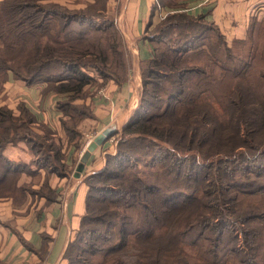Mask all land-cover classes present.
Here are the masks:
<instances>
[{"label":"trees","instance_id":"obj_1","mask_svg":"<svg viewBox=\"0 0 264 264\" xmlns=\"http://www.w3.org/2000/svg\"><path fill=\"white\" fill-rule=\"evenodd\" d=\"M41 1L0 0V95L9 74L45 84L43 94L60 97V127L79 151L90 89L127 79L123 39L104 7L98 22L101 12L61 14ZM161 4L144 30L152 54L139 62L137 106L101 168L82 172L84 213L62 260L264 263V48L249 38L228 45L212 22L179 10L154 25ZM54 136L23 103H0V198L31 192L17 186L26 166L3 155L7 146L23 143L37 166L66 175Z\"/></svg>","mask_w":264,"mask_h":264},{"label":"crops","instance_id":"obj_2","mask_svg":"<svg viewBox=\"0 0 264 264\" xmlns=\"http://www.w3.org/2000/svg\"><path fill=\"white\" fill-rule=\"evenodd\" d=\"M161 2V7L152 17L153 24L160 21L159 14L167 15L195 6L197 8L188 13L212 22L227 41L243 39L253 13L264 9V0ZM198 2L204 3L198 7ZM154 3L156 0H107L106 13L126 41L132 66L121 85L109 81L90 89L86 103L92 117L83 118L76 127L82 141L79 151L68 143V137L60 127L62 113L56 106L60 97L51 92L43 94L45 84L26 86L21 81L8 78L4 90L10 100L14 99L8 104L2 103L13 110L16 104L23 103L34 115L36 123L53 131L60 140L61 163L66 175L60 177L37 166L32 161L34 155L31 150L23 143L5 148L3 155L7 159L26 166L19 175L17 186H26L31 192L16 199L0 198V264H65L62 255L84 213L86 186L83 184V171L80 176H74L80 152L86 136L93 138L108 127L121 132L137 106L141 86L139 62L149 59L152 54L151 45L143 35ZM100 91H104L103 96ZM110 139L91 154L84 165L86 173L101 168L104 153L113 151L114 136ZM44 183L46 187L42 189Z\"/></svg>","mask_w":264,"mask_h":264},{"label":"rangeland","instance_id":"obj_3","mask_svg":"<svg viewBox=\"0 0 264 264\" xmlns=\"http://www.w3.org/2000/svg\"><path fill=\"white\" fill-rule=\"evenodd\" d=\"M40 3L46 9L53 8L52 11H57L61 14L63 13V14H68V15H70L72 12H79V11H81L83 13L84 12L86 13L89 11L91 13H97V12H101L103 7L105 8V12H108L107 5H106L107 0H44V1H41ZM101 14H102V12H101ZM102 15H103V17L100 18L101 20H97L98 22H101L106 18V14H102ZM252 18H253V21H250L247 24L246 36L243 39L246 40V38H247V40H248V38H249L252 40L253 44H257V46L259 48H264V9H262L261 11H255L252 15ZM247 29H249V30H247ZM151 30H152V28H151ZM117 31L119 32L118 29H117ZM119 34L121 35V37L123 39L122 43L124 45L125 52H126L127 65L129 66V69H130L132 66V59H131L129 50L127 48L126 41L124 40V37L122 36V34L120 32H119ZM149 35H151V34H149ZM211 35H212V33L205 34L206 37H211ZM209 40H210L209 38H205L204 43H206ZM225 41L228 45H230L232 42V41H227L226 39H225ZM260 52L263 53L261 50H260ZM262 65H263L262 62H260L257 65V68H261ZM87 72L89 73V75L91 77H93V79H95V81L92 83L93 85H97L98 83H101V82H97V79H99V78L97 77V75L94 72H92V71H87ZM8 76L12 77L11 74H9ZM93 87H95V86H93ZM4 89H5V87L3 88V91L1 92V95H0V103H2L4 101V103L6 102L8 104L10 101H13L14 98L12 97L10 100L9 96L6 94ZM16 105L14 106L15 108H16ZM33 131L35 134V138L36 137L42 138L43 131L41 128H35V129H33ZM50 131H51V129H50ZM53 139H54V142L56 141L55 143H59V141H60L56 136H54ZM64 263H65V261H64ZM259 264H264V263L259 262Z\"/></svg>","mask_w":264,"mask_h":264},{"label":"water","instance_id":"obj_4","mask_svg":"<svg viewBox=\"0 0 264 264\" xmlns=\"http://www.w3.org/2000/svg\"><path fill=\"white\" fill-rule=\"evenodd\" d=\"M115 129L113 127H108L104 129L102 132L97 134L86 146L85 150L80 155L77 166L75 168L74 176H80L81 172L84 169V165L87 163L91 154L98 148L101 147L106 141H108L115 133Z\"/></svg>","mask_w":264,"mask_h":264},{"label":"built area","instance_id":"obj_5","mask_svg":"<svg viewBox=\"0 0 264 264\" xmlns=\"http://www.w3.org/2000/svg\"><path fill=\"white\" fill-rule=\"evenodd\" d=\"M204 2H198L196 5L199 7V6H201V4H203ZM194 8H197V7H189L188 9H182V10H179V11H183V12H189L190 10H193ZM166 16V14H164V15H161V14H159V19L161 20V19H163L164 17ZM103 92L104 91H100V95H102L103 96ZM94 138V137H93ZM92 137H90V136H86V142H85V144H84V146H83V148H82V150H81V152H80V155L82 154V152L85 150V148H86V146L88 145V143L93 139ZM109 140H111V139H109Z\"/></svg>","mask_w":264,"mask_h":264}]
</instances>
